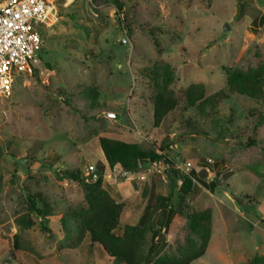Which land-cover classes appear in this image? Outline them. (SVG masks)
I'll use <instances>...</instances> for the list:
<instances>
[{
  "label": "rangeland",
  "instance_id": "374dc122",
  "mask_svg": "<svg viewBox=\"0 0 264 264\" xmlns=\"http://www.w3.org/2000/svg\"><path fill=\"white\" fill-rule=\"evenodd\" d=\"M116 2L122 5L119 16ZM55 4L57 20L39 28L43 51L37 59L49 63L53 72L45 82L33 73L15 74L11 95L0 100V264H122L88 236L77 244L73 223L63 233L58 220L69 207L83 202L85 191L57 180L56 173L77 170L84 176L103 165L102 187L123 204L117 234L125 225L138 223L152 195H170L177 201L180 182L171 179L162 164L140 166L126 178L117 169L110 171L98 135L154 151L166 140V154L175 169L196 179L188 203L198 212L211 209V232L205 255L192 264H246L264 254V150L237 145L249 137L264 141V103L230 92L222 70H247L264 63V0ZM160 60L175 70V91L202 83L206 96L223 90L226 98L206 116L180 106L154 128L153 92L145 71ZM87 87L97 92L98 107L92 111L85 107L82 90ZM63 90L86 118L63 104L58 93ZM212 179L223 188L227 185V191L209 190ZM24 187L47 197L53 237L41 233L37 224L24 237L39 257L19 252L13 258L14 219L24 210ZM158 218L159 214L154 220ZM192 240L196 236L186 220L174 215L162 224L159 236L147 238L143 249L151 259L177 255Z\"/></svg>",
  "mask_w": 264,
  "mask_h": 264
},
{
  "label": "trees",
  "instance_id": "16d2710c",
  "mask_svg": "<svg viewBox=\"0 0 264 264\" xmlns=\"http://www.w3.org/2000/svg\"><path fill=\"white\" fill-rule=\"evenodd\" d=\"M116 12H122V5L116 2ZM152 37H157L155 30H149ZM154 44L159 47L157 39ZM43 51L41 48L40 53ZM38 54L37 59H42ZM32 73L40 82H45L47 74L53 72L49 63L38 61L32 64ZM226 77V86L230 92L251 100L264 103V63L255 68L247 70L222 68ZM145 75L151 82L152 88V124L158 128L166 117L178 109L194 108L200 116H206L208 111H214L216 106L226 98L223 90H219L210 96L205 95V86L202 83L191 84L185 88L175 91L172 87L176 80L174 68L166 62L157 61L150 68L146 69ZM83 95L86 98V108L92 111L96 105L97 92L94 88L87 87ZM63 96V104L70 107L74 112L86 118L85 112L73 105L65 91H58ZM89 117H93L90 115ZM189 126L190 123L186 122ZM195 130L194 128H189ZM197 132V131H194ZM168 142L165 140L158 148V151L145 150L137 143H125L98 135V144L103 154L105 163L110 171L118 170L126 178L128 175L138 171L140 166L162 164L166 173L174 181L180 182L177 188V201L174 202L170 195H156L138 223L134 226L125 225L122 233L115 231L119 227V219L123 209L122 203H117L110 194L102 187L104 166H97L95 173L98 179L95 182H85V177L77 170H66L63 173H56L59 181H68L80 185L84 191L83 202L77 206L69 207L67 212L61 215L58 220L63 233H67L68 224L73 223L77 231L79 241L88 236L92 244H98L103 252L116 263L122 264H192L194 261L205 255L211 232V209L198 212L191 208L188 197L196 180L193 176H182L175 169L174 163L169 160L166 151ZM242 149L260 146L264 150V141L256 137H249L245 142L237 144ZM203 167L208 169L209 163L203 161ZM192 173V171H191ZM193 175V173H192ZM217 179H212L208 184L209 190L216 187L223 188L217 184ZM174 186H177L174 184ZM227 191L228 186L225 185ZM25 206L23 212L14 219L16 228L12 236V257L16 253L23 252L38 256L33 243L24 237V233L37 224L41 233L52 238V230L49 227L52 208L46 196L41 192L31 191L24 187ZM153 191L151 189L150 193ZM147 189H144L143 196H146ZM152 194V193H151ZM151 197V198H152ZM235 197V196H234ZM245 200H249L245 197ZM159 214L157 221L154 217ZM179 216L186 220L190 233L196 236V240L189 242L188 246L179 250L177 255L163 254L154 259L146 254L143 244L148 237L155 238L160 235L162 224L169 216ZM163 238V237H162ZM246 264H264V254L249 258Z\"/></svg>",
  "mask_w": 264,
  "mask_h": 264
},
{
  "label": "built area",
  "instance_id": "2783aa9c",
  "mask_svg": "<svg viewBox=\"0 0 264 264\" xmlns=\"http://www.w3.org/2000/svg\"><path fill=\"white\" fill-rule=\"evenodd\" d=\"M55 2L0 1V100L11 95L15 74L32 73L31 66L43 46L39 28L48 27L58 18ZM84 177L88 183L98 179L95 170L87 171Z\"/></svg>",
  "mask_w": 264,
  "mask_h": 264
},
{
  "label": "water",
  "instance_id": "95a60500",
  "mask_svg": "<svg viewBox=\"0 0 264 264\" xmlns=\"http://www.w3.org/2000/svg\"><path fill=\"white\" fill-rule=\"evenodd\" d=\"M228 29H229V26L228 25H225V30H228ZM120 44H124V40L121 41ZM107 115H109V114H107ZM215 182L218 184V180H216Z\"/></svg>",
  "mask_w": 264,
  "mask_h": 264
},
{
  "label": "crops",
  "instance_id": "0c3cea01",
  "mask_svg": "<svg viewBox=\"0 0 264 264\" xmlns=\"http://www.w3.org/2000/svg\"><path fill=\"white\" fill-rule=\"evenodd\" d=\"M112 260V259H111Z\"/></svg>",
  "mask_w": 264,
  "mask_h": 264
}]
</instances>
